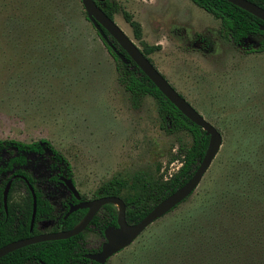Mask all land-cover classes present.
<instances>
[{"label":"rangeland","instance_id":"rangeland-1","mask_svg":"<svg viewBox=\"0 0 264 264\" xmlns=\"http://www.w3.org/2000/svg\"><path fill=\"white\" fill-rule=\"evenodd\" d=\"M95 1L115 7L112 19L141 51L153 48L147 52L153 65L222 136L192 194L104 264H189L179 254L182 244H198L204 227L214 225L216 231L245 222L250 202L264 198V172L257 170L264 161V51L246 53L235 46L220 35L219 19L190 0ZM125 12L139 24V36ZM85 15L80 0H0V139L47 140L67 160L81 196L90 198L110 179L177 170L180 163L169 159L190 136L162 128L150 95H130ZM253 143L262 148L261 161L254 163L239 149ZM25 169L34 177L43 170ZM40 186L53 218L40 220L36 230L47 232L62 213L56 197L61 193ZM25 198L16 184L9 201ZM261 211L249 218L250 227L264 223ZM207 238L203 251L218 236ZM260 238L252 249H260ZM84 239L91 249L102 241L92 225Z\"/></svg>","mask_w":264,"mask_h":264},{"label":"trees","instance_id":"trees-1","mask_svg":"<svg viewBox=\"0 0 264 264\" xmlns=\"http://www.w3.org/2000/svg\"><path fill=\"white\" fill-rule=\"evenodd\" d=\"M190 1L219 19L220 35L230 40L235 46L246 53L264 51V30L260 29V26L264 25V21L227 0ZM250 1L264 8V0ZM101 8L110 18H113L115 7L107 5ZM124 16L135 27L134 30L137 31L135 34L139 36V24L127 12L124 13ZM96 33L100 37L97 31ZM105 33L116 50L126 59V62H123L111 46L100 37L109 53L117 62V68L120 71L119 79L130 95L133 98L150 95L157 104V112L162 128L168 133L186 131L190 136V142L181 143L177 148V152L169 159V162L177 160L180 163L177 170L166 175L167 168H165L158 176H152L146 171H138L132 175L130 181L120 178L108 180L101 184L93 194L92 197L115 195L122 198L125 204L126 221L128 223H136L155 204L182 185L192 175L206 150L208 136L205 135L201 127L186 118L147 78L115 40L106 31ZM250 38H256V41L254 43L247 42V39ZM152 49V47H148L142 52L147 56V52ZM148 59L152 62L149 57ZM239 149L242 151L240 156L250 160L252 163L261 161L259 157L262 148L257 143L241 146ZM46 157L53 159V167H50L47 159L44 160ZM40 162L45 170L58 171L68 175L72 174L67 160L47 140L41 139L25 143L11 139H0V246L10 241L39 233L36 230L37 223L43 218H53L52 204L38 188L34 187L36 213L33 226L30 229L32 197L23 182L21 184L25 189L26 198L22 202L9 201L14 186L20 184L21 180L17 177L11 182L6 210L2 204V191L8 178L13 174H24L28 181L33 184L34 179L26 172L25 166H28L29 163ZM46 164L48 165L46 166ZM257 170L260 174L264 172V161L257 164ZM5 173L8 174L5 175ZM244 177L247 176H241V179ZM256 186L255 184L249 185L250 188ZM250 188H248L250 190L249 196L255 197L256 195L253 194ZM254 199L257 205L250 202L252 210L251 214L246 217L245 222L222 224L216 231L213 230L215 228L214 225L212 227H204V232L201 234L198 244L187 246L185 244L188 243H184L178 249L181 258L189 259L186 261L189 264H222V262H224L223 264H264V223L258 227H250L251 224H249V218L253 217L257 211L260 212L262 209L261 212L264 213V198L258 197ZM85 212V208H80L69 213L65 218H63L65 211L62 212L58 217L57 224L50 231L72 228L83 218ZM116 217L117 210L115 206L111 203L104 204L99 212L93 216L86 228L78 234L68 238L44 240L22 246L1 256L0 264H98L84 257V253L93 250L85 244L84 231L92 225L102 235L105 226L116 224ZM207 228H210V230H207ZM257 231L259 232L258 234ZM211 232H216L215 235L218 238L213 239L212 244L206 251H203L204 239L206 237L215 238V235ZM256 237H261L259 250L252 249ZM208 238L205 240L206 242L209 241ZM230 246H232L231 253L227 251Z\"/></svg>","mask_w":264,"mask_h":264},{"label":"water","instance_id":"water-1","mask_svg":"<svg viewBox=\"0 0 264 264\" xmlns=\"http://www.w3.org/2000/svg\"><path fill=\"white\" fill-rule=\"evenodd\" d=\"M84 8L86 18L91 22L94 29L100 37L114 50L117 56L126 62L125 57L116 50L108 39L105 31L120 48L129 56V58L140 68L149 80L158 88V90L191 122L201 127L205 135L208 136V144L206 150L195 168L192 175L174 191L155 204L152 209L136 223H128L125 218V204L119 196L106 195L93 198L91 200H80L71 203L68 206L64 217L69 213L80 209L87 208L83 218L72 228L57 231H47L36 233L24 238L10 241L0 246V257L22 246L32 244L44 240L63 239L76 235L83 231L89 224L93 216L99 208L107 203H111L117 207L116 226L108 225L103 229L105 240L101 244L98 251L86 252L84 257L98 264H104L105 261L128 246L148 225L172 210L176 205L180 204L184 199L192 194L199 184L203 174L208 169L212 159L217 154L222 136L218 129L208 120H206L179 92H177L160 71L152 64L141 49L132 41V39L118 26V24L110 18L95 0H80ZM232 4L248 11L264 21V8L255 4L250 0H227ZM264 30V25L260 26ZM17 175H12L6 182L2 191V204L4 209L7 208V197L11 181ZM61 180L68 187L70 192L76 199L80 195L74 186L72 179L60 176ZM26 180V179H25ZM28 189L32 197V210L30 218V229L33 226L36 213V195L31 184L26 180Z\"/></svg>","mask_w":264,"mask_h":264},{"label":"flooded vegetation","instance_id":"flooded-vegetation-1","mask_svg":"<svg viewBox=\"0 0 264 264\" xmlns=\"http://www.w3.org/2000/svg\"><path fill=\"white\" fill-rule=\"evenodd\" d=\"M45 159H47V163L48 164H50V167L52 166L53 167V159H50V157H46V158H44V160ZM42 163L40 162V163H35V164H33V163H29V165L28 166H25V168L26 167H34V168H37V166H41V168L43 169V170H35L34 172H36V174H39V177H34L33 176V174H32V172L31 171H28V170H26V172L34 179V183L33 184H31L29 181H28V179L26 178V176L24 175V174H13V175H17V176H15V177H17V178H19L21 181L19 182V183H24L26 186H27V183H26V180L31 184V186L33 187V189H34V187L35 188H38L41 192H42V190H41V186H40V184L42 185V187L46 190V193H48V192H50V190H56V191H58V192H60L61 194H58L56 197H57V202H58V205L60 206V207H62L63 208V210H62V212H64L65 211V213H66V211L68 210V206H69V204H71V203H76V202H78V201H80V200H91V199H93V198H96V197H90V198H83L82 196H81V194L79 193V195H80V197H79V199H76L74 196H73V194L70 192V190L68 189V187L64 184V182L61 180V178H60V176H64V177H70L71 179H72V182H73V184H74V186H75V182H74V180H73V177H72V174L71 175H68V174H66V173H62V172H58V171H49V170H45V168H44V166H42L41 165ZM48 164H46V166L48 165ZM12 176V175H11ZM10 176V177H11ZM9 177V178H10ZM14 177V178H15ZM8 178V179H9ZM13 178V179H14ZM26 179V180H25ZM12 182V181H11ZM22 183V184H23ZM21 184V185H22ZM11 186V185H10ZM23 186V185H22ZM76 187V186H75ZM24 188V187H23ZM27 188H28V186H27ZM77 189V188H76ZM29 190V189H28ZM48 191V192H47ZM30 192V191H29ZM79 192V191H78ZM46 196H47V194H46ZM49 196V195H48ZM45 197V196H44ZM50 197H53V195L52 194H50ZM97 197H100V196H97ZM46 199H47V197H45ZM74 199H75V201H74ZM51 203V202H50ZM52 204V203H51ZM53 206V205H52ZM103 206V205H102ZM101 206V207H102ZM101 207L99 208V210L101 209ZM66 209V210H65ZM86 209V211H87V208H85ZM99 210L97 211V212H99ZM96 212V213H97ZM86 213V212H85ZM65 215V214H64ZM64 215H63V218H65L64 217ZM58 217L59 216H57V218H55V223L57 222V220H58ZM116 219H117V217H116ZM57 224V223H56ZM109 225H112V226H116V224H109ZM108 226V225H107ZM106 227V226H105ZM104 227V228H105ZM103 228V229H104ZM99 232V231H98ZM40 233V232H39ZM100 234V233H99ZM101 237H102V241H101V243L99 244V246L98 247H96V248H94L93 250H91V251H89V252H95V251H98L99 249H100V247H101V244L103 243V241L105 240V238H104V236H103V231H102V235H101ZM91 249V248H90ZM92 262H94V261H92Z\"/></svg>","mask_w":264,"mask_h":264}]
</instances>
